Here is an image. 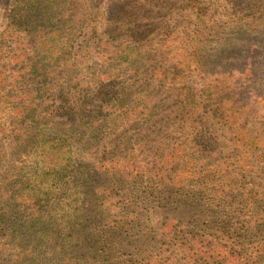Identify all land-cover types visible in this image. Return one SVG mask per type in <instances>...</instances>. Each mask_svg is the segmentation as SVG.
I'll list each match as a JSON object with an SVG mask.
<instances>
[{
  "label": "trees",
  "instance_id": "trees-1",
  "mask_svg": "<svg viewBox=\"0 0 264 264\" xmlns=\"http://www.w3.org/2000/svg\"><path fill=\"white\" fill-rule=\"evenodd\" d=\"M189 1L198 21L202 12L210 8L225 11L249 3L247 9L255 11L220 23L214 34L217 42L213 51L189 48L183 60L189 57L195 69L201 71L211 65L228 67L234 57L228 54L226 45L234 47L239 37L257 31L264 20V0ZM114 5L117 9L124 6L121 0ZM206 5L208 9H204ZM14 12L16 22H24L28 16L26 3L20 2ZM122 13L128 15V10L124 8ZM126 25L120 19L118 29L129 40L145 35L146 30L137 29L138 25ZM212 30L207 31L206 39ZM155 53L151 55L149 76L156 78L153 84L163 88L173 102L167 116L161 118L159 129L161 125L172 126L175 133L185 137L184 141L157 144L156 139L162 138L155 131L159 119L157 110L150 111L144 127L147 138L143 136L138 147L126 156L132 164L119 167L117 161L107 158L115 149L107 145L108 132H105L92 154L94 179L88 176L85 197L77 198L76 212L64 213L58 219L47 209L46 192L41 196L40 190L30 193L28 180L19 174L12 175L10 169L0 179V264H264V170L253 172L250 166L258 140L264 144V121L258 128L260 131L247 128V119L256 113V108L260 118H264V105L257 98L238 102L239 94H235L238 88L231 89L225 79L197 89L195 81L188 80L194 76L190 68L180 65L182 60H172L171 64L168 57L163 58L164 54ZM73 66L70 72L77 73L76 65ZM91 73L83 70L88 79ZM140 74L110 76L99 88L106 102L101 101L96 117L106 119L108 115L109 131L119 140L128 123H118L115 107L127 105L131 88L137 86L131 81H137ZM239 89L242 92L244 88ZM249 89L251 92L246 89L248 96L252 93L259 97L251 86ZM63 113L74 117L66 119L70 124L84 110L67 107ZM103 128L100 123L94 130ZM19 135L17 132L12 142L7 135L11 149L18 146ZM187 137L190 144H196L195 150H191ZM210 145L218 149L209 148ZM41 154V161L38 159L36 164H43L41 169L46 177L52 175L51 188L60 187L67 175L70 156L60 159L53 149L42 150ZM117 173L122 181L114 186L111 180ZM123 183L125 197L139 194L140 202L125 201L133 210L121 214V208L115 212L113 193ZM3 186L6 188L1 195ZM167 208L176 215L173 229L162 232L164 235L153 244L149 232L146 239H141L143 233L136 232V228H149L143 212L160 218ZM198 215L205 219L201 221Z\"/></svg>",
  "mask_w": 264,
  "mask_h": 264
},
{
  "label": "rangeland",
  "instance_id": "rangeland-1",
  "mask_svg": "<svg viewBox=\"0 0 264 264\" xmlns=\"http://www.w3.org/2000/svg\"><path fill=\"white\" fill-rule=\"evenodd\" d=\"M115 1L0 0V179L12 169V175L19 174L28 180L30 193L40 190L41 196L46 192L47 209L57 219L64 213L76 212L77 198L85 197L88 176L94 179L92 154L105 132H108L107 145L115 149L107 158L111 162L117 161L119 167L129 162L126 156L138 147L143 136L147 138L144 127L145 119L151 116L150 111L157 110L159 119L155 131L162 138L156 139L157 144L184 141L185 137L175 133L172 126L161 125L159 129L161 118L167 116L173 102L163 88L153 84L156 78L149 76V66L153 62L151 55L155 52L160 56L164 54L163 58L168 57L171 64L174 63L172 60H182L180 65L190 68L194 76L188 80L195 81L197 89L216 85L217 79H225L231 89L238 88L235 91L239 94L238 102H251L257 98L260 105H264V20L257 31L239 37L234 47L226 45L228 54L234 57L228 67L211 65L201 71L195 69L189 57L183 60L191 47L213 51L217 42L214 34L219 30V24L245 17L250 12L254 14V9H247L249 3L225 11L210 8L202 12L198 21L189 0H121L124 6L120 9L114 5ZM20 2L26 3L28 14L21 24L16 22L18 17L14 12ZM124 8L128 15H122ZM204 9H208V5ZM120 19L127 27L135 24L137 29H145V35L129 40L124 31L118 29ZM212 28L211 36L206 39L205 34ZM73 65H76L77 73L70 72ZM82 69L93 72L90 79L83 75ZM137 72L141 74L137 81H131L137 86H131L127 105L123 108L114 105L118 123H128L122 128L124 132L119 140L109 131V116H105L106 119L100 115L96 117L101 101L106 102V97L101 94L104 92H99V88H103V81L110 76L122 77ZM250 86L259 97L252 93L248 96L246 89L251 92ZM239 87L244 88L242 92ZM67 107L71 110L79 108L84 113L68 124L66 119L74 117L63 113ZM257 111L258 108L247 119L248 129L258 131L262 126L264 118H260ZM100 123L104 128L96 132L94 128ZM17 132L20 143L11 149L7 135L11 136L12 142ZM187 139L191 150H195L196 144L189 143L190 137ZM259 141L250 160L253 172L264 170V148L261 147L264 144ZM211 147L218 149L214 145ZM49 149L57 150L60 159L70 156L67 175L60 187L51 188L52 175L46 177L41 169L43 164H36L38 159L41 161L42 150ZM253 176L258 180L255 173ZM111 181L118 186L122 180L117 173ZM16 186L17 182L13 184L14 189ZM124 187L123 183L113 193L116 213L119 208L121 214L133 210V206L125 203L127 200L140 202L139 194L126 198ZM5 188L3 186L1 195ZM143 213L149 228H136V232L143 233L139 236L143 240L150 233V244L159 241L162 232L169 233L173 229L174 211L167 208L160 218L148 211ZM193 215H197L195 210ZM147 216L151 217L146 220ZM198 217L201 221L205 219ZM150 227L152 231H149Z\"/></svg>",
  "mask_w": 264,
  "mask_h": 264
}]
</instances>
